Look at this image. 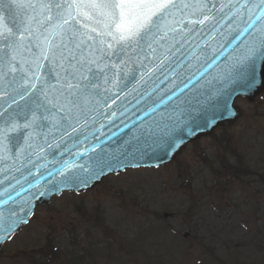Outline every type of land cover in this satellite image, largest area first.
I'll return each instance as SVG.
<instances>
[{
  "label": "snow or ice",
  "instance_id": "6c2138e0",
  "mask_svg": "<svg viewBox=\"0 0 264 264\" xmlns=\"http://www.w3.org/2000/svg\"><path fill=\"white\" fill-rule=\"evenodd\" d=\"M233 86H264V0H0V233L25 211L21 193L44 195L41 169L55 188L167 155Z\"/></svg>",
  "mask_w": 264,
  "mask_h": 264
},
{
  "label": "rangeland",
  "instance_id": "374dc122",
  "mask_svg": "<svg viewBox=\"0 0 264 264\" xmlns=\"http://www.w3.org/2000/svg\"><path fill=\"white\" fill-rule=\"evenodd\" d=\"M236 104L245 110L239 123L189 145L174 164L129 169L41 207L0 264H36L49 238L67 256L90 250L85 264H264V96ZM229 151L243 156L251 175L216 184L214 169L227 174L219 156L234 161Z\"/></svg>",
  "mask_w": 264,
  "mask_h": 264
},
{
  "label": "water",
  "instance_id": "95a60500",
  "mask_svg": "<svg viewBox=\"0 0 264 264\" xmlns=\"http://www.w3.org/2000/svg\"><path fill=\"white\" fill-rule=\"evenodd\" d=\"M264 89V86H260L258 87L256 90H245L242 89L238 86H233L232 88L227 89V91L222 95L221 99L216 103V107L212 108L210 107L206 112H203L201 114H198L196 119L191 122L183 131V135H182V140L183 143L179 144V147L175 148L174 150H170L168 152L167 155H165L163 152L157 150L155 152L150 151L148 152L151 157H149L146 162L149 161H156L159 164L160 163H168L171 162L175 159L176 155L178 153L181 152V150L185 147V145L187 144V142L192 141L194 138L193 136L196 134L193 133V130L196 128H207L204 131H196L197 133H203V134H209L211 133V131L217 127V125H220L223 120L227 119L229 122H232L236 119L235 113L233 111H235L236 109L233 107V98L237 95H244L249 97L250 100L253 99V97L258 94L260 91H262ZM235 110H234V109ZM239 110V109H237ZM240 115V114H239ZM221 117L220 119L216 120L217 118ZM136 119V116H129L126 120V122L130 123L129 129L127 131V137L128 135L131 133V126H132V121ZM214 119V120H213ZM216 120V121H215ZM217 123V124H215ZM196 125H199V127H197ZM215 125V126H214ZM119 134V133H118ZM193 135V136H192ZM121 137V136H120ZM124 137V135H123ZM198 136L196 135L195 138H197ZM137 155L139 153H136ZM68 153H65L62 158L63 160H66V158L68 157ZM83 160L82 163H84V161L86 160L87 157L82 156L81 157ZM140 159H135V158H131L129 157L128 159H125V164L129 163V161L133 162H139ZM130 162V163H131ZM76 164H81V163H76ZM60 165L57 164L56 167H59ZM120 164L117 163L115 160L112 161L111 163V169L109 168H105L103 170V172H97V174L95 176H93L90 179H87L86 184H81L80 181H74L73 179L69 180V182L65 185V184H57V186L54 188L52 186V183H49V181L51 180V177H47L48 181V195L46 197H43L42 199H40V203L42 204H46L55 194H60L62 190L64 189H74L77 188L78 190L80 189H86V188H93L95 187L98 183H100V181L102 180V178L104 176H106L107 174H109L110 172H119L120 169H122L123 167H119ZM51 168H53V165L51 166ZM61 179V177L59 175H57L56 180L59 181ZM72 187V188H70ZM36 198H34L35 200ZM34 205L32 206L31 209H27V212L24 214L23 219L19 220L17 225L14 226V229L11 233L12 234L19 230L28 220V218L31 216L32 212L31 210H33ZM8 238H2L0 240V246L1 244Z\"/></svg>",
  "mask_w": 264,
  "mask_h": 264
},
{
  "label": "trees",
  "instance_id": "16d2710c",
  "mask_svg": "<svg viewBox=\"0 0 264 264\" xmlns=\"http://www.w3.org/2000/svg\"><path fill=\"white\" fill-rule=\"evenodd\" d=\"M54 258H55V254H54ZM56 258H57V257H56ZM56 258H55V259H56ZM55 259H54V260H55ZM56 260H57V259H56Z\"/></svg>",
  "mask_w": 264,
  "mask_h": 264
}]
</instances>
